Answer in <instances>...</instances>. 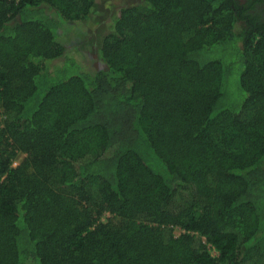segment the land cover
Wrapping results in <instances>:
<instances>
[{"label": "trees", "instance_id": "1", "mask_svg": "<svg viewBox=\"0 0 264 264\" xmlns=\"http://www.w3.org/2000/svg\"><path fill=\"white\" fill-rule=\"evenodd\" d=\"M94 3L0 0V264H264V0L121 8L70 75Z\"/></svg>", "mask_w": 264, "mask_h": 264}, {"label": "rangeland", "instance_id": "2", "mask_svg": "<svg viewBox=\"0 0 264 264\" xmlns=\"http://www.w3.org/2000/svg\"><path fill=\"white\" fill-rule=\"evenodd\" d=\"M142 0H95L94 7L90 19L81 23H73L63 26V36L60 38V43L67 47L66 53L73 47L77 49L75 52L70 51L76 56L77 63L73 60H66L64 63V71H68L70 75H80L87 73L86 70H96L100 67V63L96 60V36L100 35L107 29L108 22L114 17L118 10L130 5L140 4ZM68 56V55H67ZM84 56L88 58V62H83ZM71 57V56H70ZM231 90L235 92L234 86ZM19 156L13 163L14 165L20 161ZM109 217L104 214L101 222H104ZM178 230L175 231V234ZM260 251L264 252V244L260 246ZM211 255H216L214 251L209 249Z\"/></svg>", "mask_w": 264, "mask_h": 264}, {"label": "built area", "instance_id": "3", "mask_svg": "<svg viewBox=\"0 0 264 264\" xmlns=\"http://www.w3.org/2000/svg\"><path fill=\"white\" fill-rule=\"evenodd\" d=\"M14 165V164H13Z\"/></svg>", "mask_w": 264, "mask_h": 264}]
</instances>
